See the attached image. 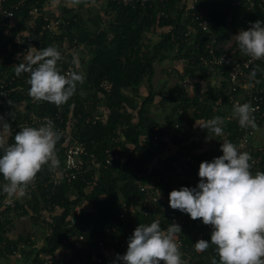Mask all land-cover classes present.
I'll use <instances>...</instances> for the list:
<instances>
[{
  "label": "trees",
  "instance_id": "16d2710c",
  "mask_svg": "<svg viewBox=\"0 0 264 264\" xmlns=\"http://www.w3.org/2000/svg\"><path fill=\"white\" fill-rule=\"evenodd\" d=\"M52 1L54 0H7L4 4V9L14 11L18 22L12 35L5 41L4 26L10 21L0 22V93L5 92L8 96L7 99L0 97V117H3L8 124H13L11 118L15 115L13 113L8 115L11 110L10 101L28 102L30 112H34L40 118L53 119L62 129H66L68 115L71 114L73 119L78 121L75 126V139L85 145L87 154L82 158L83 169L76 179L70 182L68 179H63L57 183L54 177L57 171L63 173L67 151L63 147L65 139L61 137L56 144L59 167L49 171L45 166L25 191H30L29 206L32 207L30 209L23 205L19 207L17 203V207H13V210L11 207L6 209L4 218L0 215V261L11 258L18 251L21 253L24 251L29 257L35 255L31 264H47V259L45 261L43 258H54L58 251L72 249L81 255L84 264H94L88 252L95 244L94 241L110 239L111 246L123 256L128 250V240L136 228L140 224L150 225L158 220L159 214L146 215L144 205L146 194L140 191V183H153L158 191L159 207H165L167 211L166 215H161L163 218L161 221L167 223L173 216L182 213L180 210L170 211L171 207L168 205L170 193L183 187L191 189L194 182L200 181V167L188 169L185 166L183 168V165L178 167L174 158L160 160L155 167L149 169L148 164L152 158L164 151L165 145L160 138L166 131L159 122L150 117L149 107L156 96L152 80L157 63L162 64L169 60L185 61L182 81L184 78H209L206 69L201 65L200 58L207 55L210 37L196 30L195 40L190 42L192 37L189 28L196 25L193 24L191 17L186 18L185 8L180 4L181 0H157L145 5L131 6L108 3L106 17L110 16V19L105 25L100 16L84 21L74 9L64 7L61 9L58 34L53 36L45 32L40 35L39 31L43 24L40 18L37 20L36 33L24 39L23 44L15 43L16 36L23 33L27 23L31 21L32 9L42 8ZM100 1L86 0L87 3ZM249 1L255 2V11L249 9ZM259 2L260 0H203L202 6L205 17L210 20L212 32L224 40L230 32L248 30L255 22H264V12L259 7ZM156 29H158V41L153 44L151 41L146 45L145 38L151 39ZM67 40L72 50L85 45L89 50L90 58L87 62L82 61L80 70L72 63L73 55L68 57L63 55L57 62L58 70L61 74H65L66 69L71 65L75 71L83 75L84 82L77 84L75 94L61 106L46 101L33 103V99L28 95L29 74L22 73L17 77L14 70L9 72L8 65L15 55L13 51L22 52L32 44L39 50L49 46L60 49L58 47L64 46ZM9 45L13 46L11 52ZM259 67L264 69V65ZM263 73L264 71H258L256 78L260 80ZM223 76L228 78L227 68H224ZM104 83L112 86L110 92L101 87ZM144 83H147L149 93L147 99L138 108L137 100L140 99V88ZM222 83L221 90L214 89L212 92L211 100L191 97L182 86L170 90L167 101L176 104V107L166 118V128L171 129L178 125L179 127L175 128L178 130L185 120L192 125L198 120L208 121L220 116L225 121L222 126L223 136L226 141L236 144L240 131L236 122L226 120L233 107L226 93L227 83L225 80ZM259 86L264 88V84ZM129 90L133 92V97L126 94ZM101 93L106 96L107 120L97 121L95 124L86 123V120L98 116L97 105ZM220 101L219 107L226 106L227 111H214ZM135 111L138 116L137 122L134 121ZM181 111L183 113H180ZM190 111H193V115L187 117L186 112ZM15 124L18 122H14ZM260 127L264 128V118ZM19 131L20 129L6 140V146L15 142L14 137ZM207 132L209 133L208 129ZM155 136H158L159 140H156ZM110 149H113L116 157L107 164V151ZM2 155L3 150L0 149V156ZM221 156H223L221 147L202 155H194L200 164L205 161L212 162L214 158ZM138 168H141L140 171L145 177H141L137 172ZM262 168H264V159ZM179 170H182L180 175L182 181L175 187L173 180ZM2 186L0 185V204L7 198ZM84 203H88L92 210L85 216L78 215L74 223L72 217L76 214L75 210ZM20 208L22 213L19 212ZM47 209L50 211L60 209L62 213L52 217L50 223H46L50 233L41 249H35L36 245L28 239L30 249L21 250V245L26 246L22 237L15 241L6 237V228L12 224L14 218L12 211L18 212L17 216L23 217L31 215L30 210L39 214ZM123 212L126 214L124 219L121 218ZM192 221L195 228L187 231L188 235L182 238L188 245L184 254L190 252L193 254V264H212L213 259L219 264L215 246L211 245L213 227L208 225L204 229L198 228L196 225L199 220ZM85 230L90 231V234L85 233ZM81 234L86 235L88 239L82 249L75 246L76 238ZM196 239L209 242V248L197 252L194 246ZM100 256L101 264H122L103 254Z\"/></svg>",
  "mask_w": 264,
  "mask_h": 264
},
{
  "label": "clouds",
  "instance_id": "9594fccd",
  "mask_svg": "<svg viewBox=\"0 0 264 264\" xmlns=\"http://www.w3.org/2000/svg\"><path fill=\"white\" fill-rule=\"evenodd\" d=\"M77 3L79 0H70V4ZM234 39L251 60H264V22H255ZM61 58V53L52 46L42 50L30 48L22 62L13 66L17 77L29 74L28 95L34 101L61 106L75 94L77 84L84 82L83 75L75 70L61 74L57 67ZM72 63L79 68L78 59L74 58ZM258 71L264 69L257 65L249 75L256 83H260L256 80ZM256 111L250 102L236 103L232 117L240 127L256 130L258 125L253 115ZM224 123L222 117L216 116L202 128L222 136ZM10 130L11 126L0 117V149L3 150L0 174L5 181L2 187L8 197L22 196L45 166L49 171L59 167L56 144L62 133L46 119L38 128L23 127L15 135V142L6 146L5 137ZM221 151L223 156L201 163L196 188L183 187L170 193V207L213 227L211 245L215 246L219 264H264V172L253 175L251 155L238 151L232 142L222 143ZM180 233L181 227L176 224L162 230L159 220L150 225L140 224L128 240L126 254L117 255L116 260L122 264H186L176 243ZM194 246L197 252H203L210 243L201 239ZM212 264L217 261L213 259Z\"/></svg>",
  "mask_w": 264,
  "mask_h": 264
},
{
  "label": "built area",
  "instance_id": "2783aa9c",
  "mask_svg": "<svg viewBox=\"0 0 264 264\" xmlns=\"http://www.w3.org/2000/svg\"><path fill=\"white\" fill-rule=\"evenodd\" d=\"M7 0H0V22H4L5 20H14L15 13L14 11H9L4 9V4ZM104 3H118L125 6H131L134 4H141L145 5L147 3L155 2L157 0H101ZM203 0H181L180 4L184 6L186 14L192 18L193 24L196 25V30L202 31L206 35H208L209 43L207 45V55L200 58L201 65L204 69H206L208 75L210 77L215 76H223L224 68L228 69V78H224L227 83L226 93L229 97L230 104L234 108L236 103H247L250 102L251 105L257 109L256 112L253 113L255 116L256 124L258 128L264 118V88L260 87L259 85L264 84V73L259 80L260 83H256L255 80H251L249 78L250 72L255 68L257 65L261 66L264 65V60L262 61H253L250 57L244 55L241 50L239 49L238 42L235 39H232V35L237 36L240 31L230 32L226 39L221 40L218 36H216L212 32L210 20L205 17L204 15V8L202 6ZM52 3V2H51ZM238 4V3H237ZM248 7L250 10L255 11L256 4L253 1H249ZM259 7L264 12V0H260ZM52 11H49L47 4L42 8L34 7L31 11L32 19L38 20L42 19L43 24L39 31L40 35H43L45 32L51 33L53 36L60 32V22L61 19L58 13L53 14ZM186 15V16H187ZM30 21V22H31ZM31 48V47H30ZM30 48H24L23 51H28ZM60 53L63 51H59ZM63 54L61 53V56ZM239 66V67H237ZM74 70L73 66L69 65L65 71V74L70 71ZM224 77V76H223ZM195 77L193 79L186 78L182 81L181 86L183 88H192V84L195 82ZM210 79V78H209ZM219 90L222 89L223 83L220 81L217 83ZM102 88L110 92L112 86L109 83H104L101 85ZM0 97L7 99L8 96L5 92L0 93ZM233 111V110H232ZM46 119H50L54 125L55 129L62 133L65 141L71 140V134L63 130L60 126H57L53 119L51 118H40L34 116L32 118V124H36L39 127L45 123ZM107 120V119H106ZM226 120L229 122H236L240 136L235 144L240 152H248L252 159L249 161L251 165V172L255 175L256 172H264V168H262V163L264 159V153L262 150H256L254 147V141L257 136V131L253 130L252 128H242L240 127L238 120L232 117V112L229 113L226 117ZM75 121V120H74ZM97 121H103L99 116L86 120V123H96ZM6 122V120H4ZM11 122H14V119L11 118ZM10 125V124H9ZM11 130L9 132V137H12L18 129H22L25 126H29L28 124H12ZM179 126L176 125L175 128ZM156 140H159L158 136H155ZM119 150V148L117 149ZM86 147L84 144L79 142H73L71 144L65 155L64 159V171L59 176L55 175L54 179L57 183H59L63 179H68L70 182L77 178V175L83 169V160L82 158L86 155ZM116 157V154L113 152V149L107 151L106 163L110 164ZM200 163L197 162L195 157L188 156L186 158V165L185 168L188 169L190 167H200ZM139 189L142 193L146 194V200L144 205L146 207V215L150 213L159 214L158 220L160 222L162 230L166 229L169 225L176 224L181 227V230L190 231L195 228V224L193 223L190 215L186 213H181L179 215H175L171 218L170 222L162 223L161 215H166L167 211L165 207H159V196L158 191L155 189L153 183L150 184H139ZM158 210V211H157ZM121 218H126V214L123 212L121 214ZM208 225H205L202 220L197 222L196 227L198 228H205ZM88 241L87 236L84 234L78 235L75 241V246L77 248L82 249L84 244ZM94 245L91 246L88 252L91 255V262L94 264H101L102 258L101 254L106 256V253L111 250L110 244L112 241L110 239L94 241ZM176 243L179 246L181 254L184 255L185 250L188 249V245L185 244L184 240L178 236L176 239ZM14 255L21 257L19 252H16Z\"/></svg>",
  "mask_w": 264,
  "mask_h": 264
},
{
  "label": "rangeland",
  "instance_id": "374dc122",
  "mask_svg": "<svg viewBox=\"0 0 264 264\" xmlns=\"http://www.w3.org/2000/svg\"><path fill=\"white\" fill-rule=\"evenodd\" d=\"M47 7L49 11H52V16L55 13H58L59 15L62 13V8L68 7L69 9H74L75 13H79L84 21H90L92 18L96 16H100L102 18V22L104 25L106 24V21L110 19L109 17H106V9H107V3H104L103 1H100L99 3H87L86 0H79V3L77 4H70V0H54L52 3L50 2L47 4ZM187 14H185L186 16ZM188 16V15H187ZM186 16V18H187ZM18 22V19L11 20L10 22L6 23L4 26V34H3V40L5 41L8 39L12 33L13 30ZM37 20H33L29 23H27L25 31L23 33H20L16 36L15 38V43L23 44L24 39H26L29 35H33L36 33L37 30ZM190 31H191V41L194 42L195 40V34H196V27L195 26H190ZM158 29L155 30L153 33L152 38H145V44H149V42L152 41L156 42L158 41ZM234 35H232V39H234ZM64 46L58 47V51H63L61 52L65 57L73 55V59L76 58L79 61V65L81 63L87 62L88 59L90 58L89 55V50L85 47V45H80L76 49H71L70 44L68 40L66 43L63 44ZM34 48V50H39L36 47L30 45L27 48ZM19 49V48H18ZM17 49V50H18ZM9 50L10 52L13 51V46L9 45ZM15 53L12 62L8 65V68L10 69L9 72L14 70L15 65H18L20 62H22L24 55L28 51H13ZM62 55V56H63ZM68 60V58L66 59ZM155 68L157 70V73L154 76V79L152 80L153 86L155 88L154 91L155 93V99L153 104L149 107L151 111H153V114L157 115L158 120L160 123L165 124L163 118L164 116H167L169 113L173 111V109L176 107V104L174 103H169L167 101L169 97V92L170 89L173 90L177 86H181L182 83V75L184 73V68H185V61H177V60H169L166 61L165 63L159 64L157 63L155 65ZM79 69L81 70V67L79 66ZM182 71V72H181ZM220 82L219 77H215L214 79H203V78H197L195 79V82L192 84V88H184L191 97H199L201 100H204L205 98H208L209 100L212 99V92H214V89L218 88V84ZM102 87V86H101ZM148 85L147 83H144L141 88H140V99L137 100V106L138 108L141 106V104L147 99L148 97ZM127 95L133 97V92L131 90L126 92ZM99 99L100 102L97 105V112L99 113L98 116L103 120L106 121L108 117V109H107V101H106V96L104 94H99ZM33 103L36 101L32 100ZM12 102V101H11ZM221 104V101L218 103V105ZM11 107L10 113H13L15 116L12 118L14 119V122H18V124H28L30 127H36L38 128L39 126L36 124H32V118L34 116H37L34 114V112H30L28 108V102H23V103H16L12 102L9 104ZM157 111L156 113H154ZM135 116V122L138 121V116H137V111L134 112ZM38 117V116H37ZM73 119L72 115H68V122H67V127L65 130L69 134H71V140L65 141L63 147L68 149V147L73 144V142H78L75 139V133H76V123L78 122L77 120ZM14 122H12L14 124ZM9 134L5 137V140H8ZM166 139L168 141V150L166 151V155H164V159L167 158V156H172L175 158H178L180 160L181 165H186L184 161H186V158L189 156V154L194 155L192 153H187L190 152V147H185L186 153H181L179 155V151L183 152V149L179 150L178 143L176 141H180V139L183 137V129H167L166 130ZM225 141V140H223ZM130 152H132V147H130ZM184 154V155H183ZM186 157V158H185ZM194 157V156H193ZM126 158H124V162L126 161ZM161 159V158H159ZM159 159H154L150 161L148 164L149 169H152L155 167L158 162L160 161ZM141 168L137 169V172L141 175V177H145L142 172L140 171ZM59 176L62 174V172L57 171V175ZM182 170L178 171L177 176L174 177V186L176 187L180 181H182ZM200 181L194 182L192 188H196L197 185L199 184ZM5 183L2 174H0V185H3ZM32 185V184H31ZM35 188V187H33ZM32 188V189H33ZM17 203H19V207L26 206L30 209L32 205L29 206V203L31 204V196H30V191L25 192L22 196L21 195H16L13 197H8L1 202L0 204V215L1 218H4L6 215L4 214L6 209L8 207H11V210H13V207H17ZM170 206V201L169 204ZM170 211L172 208H169ZM92 210V207L88 203H84L81 206H79L75 211L76 214L73 215L72 219L73 222L75 223L77 221V216L78 215H83L85 216L89 211ZM158 211V210H157ZM19 212H21V208L19 209ZM31 215L29 216H23L19 217L17 216V213L15 211H12L11 214L14 216L12 224L8 225L6 230V237L8 239H11L13 241L18 240L19 237L23 238L22 241L23 243H26V246L21 245V250L26 249L29 250V241L34 243L35 249L39 250L45 245V239L49 235L50 231L46 225V223H50L52 221V217L56 215H60L62 211L60 209L56 210H43L39 214H35L32 210L29 211ZM22 213V212H21ZM170 213V212H169ZM87 234H90L88 230L84 231ZM111 246V244H110ZM21 254V257H18L17 255L12 256L9 259H2L0 261V264H31L32 263V258L35 256L29 257L26 252L18 251ZM117 255H119V252L111 246V250L106 253V256L109 257L111 260H116ZM44 260L47 259V264H84L81 260V255L77 254L76 251L72 249H67V250H60L57 252L56 256L54 258H43ZM46 261V260H45Z\"/></svg>",
  "mask_w": 264,
  "mask_h": 264
},
{
  "label": "crops",
  "instance_id": "0c3cea01",
  "mask_svg": "<svg viewBox=\"0 0 264 264\" xmlns=\"http://www.w3.org/2000/svg\"><path fill=\"white\" fill-rule=\"evenodd\" d=\"M156 73H157V70L155 68L154 76H155ZM215 77H219L221 82H223L224 78H225L223 76H218V75L215 76ZM215 77H210L209 76V78L211 80L214 79ZM153 79H154V77H153ZM152 84H153V82H152ZM154 90H155V88H154ZM154 93H156V91H154ZM217 106L219 107L221 105H216L214 111H218V110L227 111L228 107L222 106V107L218 108ZM232 110H230L229 113H231ZM156 112L157 111H155L154 113H156ZM180 113H183V112L181 111ZM149 115H150V117H152L153 119H155L157 122L160 123V121L157 118V115L153 114V111H151V109H150V114ZM192 115H193V111L186 112V116L187 117H190ZM167 116H164V118H163L164 122H166ZM160 124L163 126V128L165 130H167L166 125H165L166 123L165 124L160 123ZM206 124H207V121H203V120H198L192 125L189 124V122H187V120H185V122H183V124L181 126V128L183 129V137L180 139V141H178V142L176 141V143H178L179 150L183 149V152L179 151V153H178L179 155H181V153H186L185 147H190V150H189L190 152L187 151V153H192L194 155H202V154H204V153H206V152H208L210 150L219 149L222 146V143H224L226 141L225 137L223 135L222 136H216V135H214L212 133H208L207 132V128H202ZM173 129H175V127ZM166 138L167 137H166V131H165V135L162 138H160V140H162L161 141L162 144L165 145L164 151L159 153V154H156L154 159L161 158L159 160H164V155H166V151L168 150V147H169L168 141H167ZM223 140H225V141H223ZM253 144H254V147H255L256 150H262L263 153H264V128L263 127H259L258 128L257 136H256L255 141H254ZM194 155L189 154V156H194ZM168 158L176 159L175 160V165L178 166V167L181 166L182 163H180V160L178 158L172 157L170 155L167 156L166 159H168ZM184 162H186V161H184ZM183 168H184V165H183ZM187 235H188V232L186 230H181V233L179 234V236L181 238H184ZM192 238L195 239V237H192ZM198 241L199 240L196 239V243ZM192 255L193 254L191 252L188 253V254H184V255L181 254V259L183 261H185L186 264H193V260H192L193 256Z\"/></svg>",
  "mask_w": 264,
  "mask_h": 264
}]
</instances>
